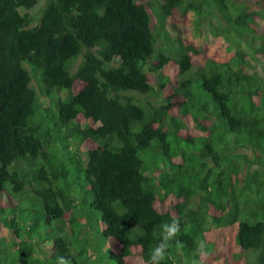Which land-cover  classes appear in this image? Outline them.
Here are the masks:
<instances>
[{
	"label": "trees",
	"instance_id": "trees-1",
	"mask_svg": "<svg viewBox=\"0 0 264 264\" xmlns=\"http://www.w3.org/2000/svg\"><path fill=\"white\" fill-rule=\"evenodd\" d=\"M38 1L0 0V194L17 201L0 207V264H147L172 219L162 264H264V0H46L31 25L20 8ZM174 9L208 22L228 59L173 47ZM146 65L160 91L178 68L158 106L136 97L154 91ZM230 223L236 247L206 239Z\"/></svg>",
	"mask_w": 264,
	"mask_h": 264
},
{
	"label": "rangeland",
	"instance_id": "rangeland-1",
	"mask_svg": "<svg viewBox=\"0 0 264 264\" xmlns=\"http://www.w3.org/2000/svg\"><path fill=\"white\" fill-rule=\"evenodd\" d=\"M45 1L46 0H39L38 3L36 4V6L30 10H25L23 8H20L21 13L28 12L29 14H31L33 16L34 21L31 25L35 24V22L37 21L39 10H40L41 6L45 3ZM238 1H241V0H238ZM262 14H264V13L262 12ZM156 19H157L156 15L153 14L152 15V23H153V31L154 32H156V30H158L160 28ZM193 19H194V17L192 16V14H188V13L183 14L180 9H174L173 10V15L171 17L167 18V20L164 24L165 29L167 30V32L172 37L171 45L173 47H177L178 46L177 40L180 39L184 44H191L194 47H196L199 51H201L203 53L202 55L198 54V57L191 54L192 59L196 62V65L203 62L205 60V58H207V57L214 58L217 61H222V60L228 59V57L230 56V52L228 51L227 44H222L220 38L216 37L212 33L205 31V29H207V27H208V22L200 23L201 25L199 26V28L195 29V26L192 22ZM168 44L169 43L167 42V40L165 38H163L161 36L157 37V47L167 46ZM242 46H244L245 48L247 47L245 44H242ZM79 63H80V59H78L73 64V70H75V68L77 67V65ZM148 65H151V63ZM168 65H170V63ZM196 65L194 66V68L197 67ZM145 70L149 75V82L153 85L154 91L149 93V94L136 96V97L139 98L140 100H142L143 102L148 101V102L152 103L153 105L158 106L162 103L163 97H165V96H167V94L171 93V91H172V84L171 83L173 82V84H174V81L176 80L178 68L176 66L172 67V65H171V66L163 68V70L161 71L162 74H160V75H163L165 78L169 79L168 83H166L164 91H163V89L160 91V89H159L160 87L158 86V83L160 80L159 73L157 74L155 72L149 71L147 65L145 67ZM31 84L33 87H35V89L38 93H41V91H40L41 86H40L38 74L32 73V83ZM81 86H82V83L80 81L76 80L74 83V86H73V91L74 92L77 91ZM63 94L65 95V92H63L62 95ZM40 98H41L42 102L46 101L45 98H43L42 94H41ZM176 109L177 108H175L174 110H172L170 112L174 116H176V112H177ZM211 118L214 120H217V116L213 112L211 113ZM181 119H183V117H181L180 120ZM83 121H84L83 117L80 116V118L78 119V122L82 123ZM186 123H188L187 124L188 127H187V125L181 124V127H182L181 129H184L185 127H187V128L193 127L191 124H195L193 119L189 120ZM90 124L93 125V123H90ZM235 147H236L235 151L239 152V153H243V157H247V158L252 157L248 148L237 146V145H235ZM85 148H86V144H83L81 146V149H85ZM209 164H212V161H209ZM243 165L247 166V163L244 162ZM256 167H257L256 164H252L250 166V170H252ZM193 201H194V204L196 205L197 198H195ZM16 204H17L16 200L0 194V207L7 208V207L15 206ZM165 206H167V203L165 204ZM157 207L161 208V206H159V205ZM93 224H94L93 226H95L97 224L95 220H94ZM67 228H68V226H67ZM235 229L236 228H235L234 223H230L228 225L224 224L221 227H213L206 234V239L209 242H213V243L217 240L224 239L225 245L227 247L234 248V247H236L235 239H234ZM0 239L3 241H7V242L10 241V231H9L8 227H6V225L3 223L0 224ZM108 245L110 248L113 249V251L115 253L119 252V248H116L115 245L113 246V244H109V243H108ZM90 255H91V258H93L94 254L90 253ZM130 262L135 263V264H143L141 254H139V252H137L136 256L130 259Z\"/></svg>",
	"mask_w": 264,
	"mask_h": 264
},
{
	"label": "clouds",
	"instance_id": "clouds-1",
	"mask_svg": "<svg viewBox=\"0 0 264 264\" xmlns=\"http://www.w3.org/2000/svg\"><path fill=\"white\" fill-rule=\"evenodd\" d=\"M180 231V222L172 219L161 226V234L158 242L151 248L147 264H162L166 258L169 241L173 240ZM56 264H71V259L64 255L56 257Z\"/></svg>",
	"mask_w": 264,
	"mask_h": 264
}]
</instances>
